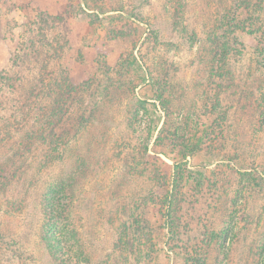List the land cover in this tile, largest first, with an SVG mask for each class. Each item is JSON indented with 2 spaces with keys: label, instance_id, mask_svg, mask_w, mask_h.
Segmentation results:
<instances>
[{
  "label": "rangeland",
  "instance_id": "obj_1",
  "mask_svg": "<svg viewBox=\"0 0 264 264\" xmlns=\"http://www.w3.org/2000/svg\"><path fill=\"white\" fill-rule=\"evenodd\" d=\"M232 2L0 0V264H264V12ZM63 79L99 105L43 169Z\"/></svg>",
  "mask_w": 264,
  "mask_h": 264
},
{
  "label": "trees",
  "instance_id": "obj_2",
  "mask_svg": "<svg viewBox=\"0 0 264 264\" xmlns=\"http://www.w3.org/2000/svg\"><path fill=\"white\" fill-rule=\"evenodd\" d=\"M250 1L251 0H234V2H232L231 10L235 8L242 9V7H244V9L248 12H251V10L254 9L264 12V7L261 0H255L254 3H257V6H255L256 4L252 6ZM225 11H228L227 8ZM223 15H225V13H223ZM232 19L235 20L236 18ZM246 20L258 22V19L253 18H246ZM233 27H235V23H233ZM65 82H67L66 79H63V84H59L57 81L53 82L52 86L49 88L50 92L46 94L49 100V105L46 104V99L45 101L44 99H41L42 97L40 99H36V95L32 97L33 102L31 104V110L34 115L30 120L32 121V125H30V128L28 129V133L25 134V138L28 142V145L30 146L27 150L29 153L28 155L32 156V158L36 157L38 161H42L43 169H47V167H49L52 162L55 164L60 162L64 163L66 160L65 158L67 157L64 155L65 147L69 146V143L72 140V143H76V140L80 139L79 137L83 132L86 131L87 127H89L93 121H95V117L93 115L99 105L96 99L90 101L95 110L87 112L88 110L84 109L82 111L86 114L81 115L80 113L75 115L69 113L71 108H84L81 104H83L85 101L80 99L79 96L75 98V96L78 95V89L69 85L68 83L65 84ZM21 88H23V85H21ZM97 88L103 92L104 90L106 91L108 89V86L100 83ZM155 127H157V125ZM19 136L20 134H17L18 138ZM23 139V137H20V145L23 142ZM17 145H19V143ZM146 149L147 147H145V150ZM15 169L18 171V173H20L21 166L16 165ZM35 175L38 176V173H34L33 170L32 176ZM67 176L69 175H64L66 179ZM74 181L75 177H72L70 178L69 183L64 182V184L67 183V185L70 186V184ZM60 183L62 184V182H59V184ZM65 195V205H67L70 209V207H72L74 204V195L72 193ZM47 199L51 200L49 197H45L43 203ZM46 205L53 206L52 203L50 204L48 202ZM46 205L44 204L41 207H44L47 210V213H49L48 215H50L53 211L50 210V208L48 209ZM44 234V239L47 242V245L52 248V250L61 246L60 241L56 236H50V233L47 230L44 231Z\"/></svg>",
  "mask_w": 264,
  "mask_h": 264
}]
</instances>
